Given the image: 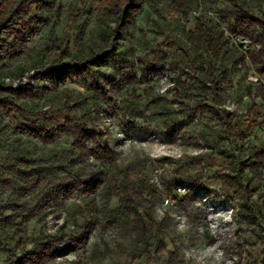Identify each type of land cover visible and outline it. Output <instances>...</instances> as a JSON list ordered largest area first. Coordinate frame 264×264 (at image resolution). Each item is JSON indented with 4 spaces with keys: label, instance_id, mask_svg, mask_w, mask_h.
Here are the masks:
<instances>
[{
    "label": "rangeland",
    "instance_id": "1",
    "mask_svg": "<svg viewBox=\"0 0 264 264\" xmlns=\"http://www.w3.org/2000/svg\"><path fill=\"white\" fill-rule=\"evenodd\" d=\"M0 264H264V0H0Z\"/></svg>",
    "mask_w": 264,
    "mask_h": 264
}]
</instances>
